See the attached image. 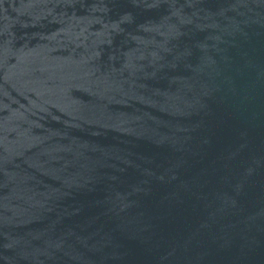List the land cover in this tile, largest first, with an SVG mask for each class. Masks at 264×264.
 I'll return each instance as SVG.
<instances>
[{"label": "water", "instance_id": "obj_1", "mask_svg": "<svg viewBox=\"0 0 264 264\" xmlns=\"http://www.w3.org/2000/svg\"><path fill=\"white\" fill-rule=\"evenodd\" d=\"M0 264H264V0H0Z\"/></svg>", "mask_w": 264, "mask_h": 264}]
</instances>
